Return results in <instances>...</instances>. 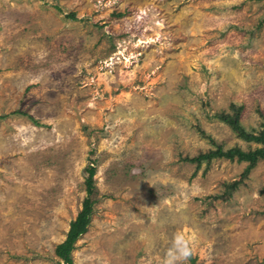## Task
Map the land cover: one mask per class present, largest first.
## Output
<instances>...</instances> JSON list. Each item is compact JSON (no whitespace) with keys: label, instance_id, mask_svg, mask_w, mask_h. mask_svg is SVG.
I'll return each instance as SVG.
<instances>
[{"label":"rangeland","instance_id":"1","mask_svg":"<svg viewBox=\"0 0 264 264\" xmlns=\"http://www.w3.org/2000/svg\"><path fill=\"white\" fill-rule=\"evenodd\" d=\"M75 13L76 19L68 17ZM264 0H0V264H264ZM222 116V117H221Z\"/></svg>","mask_w":264,"mask_h":264},{"label":"trees","instance_id":"2","mask_svg":"<svg viewBox=\"0 0 264 264\" xmlns=\"http://www.w3.org/2000/svg\"><path fill=\"white\" fill-rule=\"evenodd\" d=\"M68 17L76 19L75 13L69 14ZM222 116V119L226 123L230 124L243 139L256 142L262 146L250 151H245L239 147H233L228 150L218 147L217 149H214L209 153L201 154L190 161L202 163L216 158H225L231 161L237 160L238 162H249L250 166H254L260 159L264 160V130H262L259 134L248 133L240 125L238 116ZM87 171L89 173L86 180L87 196L83 202V209L78 214L77 218L71 223L66 239L62 243L58 244L55 250L56 255L63 261L62 264H74L71 253L74 250L76 241L87 231V227L90 223V217L93 211L91 195L94 192V175L96 169L94 166H89Z\"/></svg>","mask_w":264,"mask_h":264},{"label":"clouds","instance_id":"3","mask_svg":"<svg viewBox=\"0 0 264 264\" xmlns=\"http://www.w3.org/2000/svg\"><path fill=\"white\" fill-rule=\"evenodd\" d=\"M191 255L190 241L182 234L176 233L172 239L171 246L167 250L162 264H181Z\"/></svg>","mask_w":264,"mask_h":264}]
</instances>
